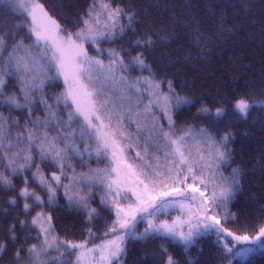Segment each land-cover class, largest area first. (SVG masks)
<instances>
[{
	"label": "snow or ice",
	"instance_id": "snow-or-ice-1",
	"mask_svg": "<svg viewBox=\"0 0 264 264\" xmlns=\"http://www.w3.org/2000/svg\"><path fill=\"white\" fill-rule=\"evenodd\" d=\"M64 8L63 2L48 0H0V106L9 113L0 111V192L6 193L0 200V225H8L0 237V255L11 247L13 264H61L46 257L53 249L62 255L64 248L76 256V264H124L130 240L171 241L187 253L202 238L214 236L218 264H225L229 256L254 251L241 245L264 248V224L254 235L237 234L232 227L243 213L230 206L243 188L244 171L239 166L227 176L221 171L233 159L232 133L217 138L211 127L177 124V110L195 98L182 95L149 62L175 33L163 25L143 31L139 26L147 25L131 0H88L75 17ZM209 15L217 29L233 31L225 27L223 8L217 15L210 7ZM182 23L206 50L212 41L200 20L190 16ZM129 33L127 46L101 47ZM135 70L140 75L133 78ZM13 79L18 91L6 92ZM58 82L63 90L50 93ZM228 103L233 114L246 118L257 102L243 95ZM14 111L21 112L23 122L11 115ZM228 111L219 100L212 107L201 101L198 114L211 124ZM74 160L88 171L77 173ZM88 161L104 167L92 168ZM41 164L56 170L46 173ZM61 191L63 207L85 217L88 239L74 242L56 233L52 212ZM101 221L97 236L93 229ZM147 264L181 260L160 245Z\"/></svg>",
	"mask_w": 264,
	"mask_h": 264
},
{
	"label": "trees",
	"instance_id": "trees-1",
	"mask_svg": "<svg viewBox=\"0 0 264 264\" xmlns=\"http://www.w3.org/2000/svg\"><path fill=\"white\" fill-rule=\"evenodd\" d=\"M60 2L65 4L63 12L75 17L86 7L88 0H48V3L53 5ZM123 3L127 4L129 0H123ZM131 3L147 25L139 26L143 31L152 30V26L163 25L175 33L168 45H162L151 53L149 62L160 70L162 79L172 80L182 95L195 98L193 104L182 107L175 113L177 124L181 127L191 125L194 129L211 127L217 138L226 131L232 133L233 159L230 166H222L221 171L227 176L232 168L239 166L244 169L241 177L243 188L237 193L235 206H230L234 212L238 208L243 209V213L232 227L237 234L254 235L258 227L264 224V105L258 104L264 101V0H131ZM210 7L217 15L221 8L224 9L225 27L231 26L232 32L217 29L214 18L209 15ZM190 16L198 18L205 36L211 37L212 43L207 45L204 51L193 41L189 34L190 28L182 23ZM8 19L11 21L13 17L9 16ZM130 38L131 33L124 40L104 44L119 49L127 46ZM169 58L176 63H171ZM161 88L166 91V84H162ZM62 90V82L48 89L50 93L57 94ZM5 91L17 92L16 80H9ZM243 95H248L251 101L257 102L246 118L238 112L233 114L234 110L228 103L232 97ZM217 100L225 104L229 111L225 114L226 118H217L219 123L210 124L208 117L198 114L200 102L212 107ZM0 111L5 116L9 115L3 106H0ZM11 115L19 117L23 122L20 111H14ZM37 115L42 116V113L37 112ZM2 151L0 148V152ZM73 163L77 165V173L88 171L87 167L78 166L79 160H74ZM88 164L92 168L104 167V164L94 161H88ZM40 166L46 173L56 170L46 164ZM16 184H20L19 177ZM5 195L6 193L0 192V200ZM64 204L65 199L61 191L52 212L56 233L62 239L74 242L88 239L85 217L64 208ZM92 206L98 207V202ZM104 217L106 219L108 213H104ZM12 222L11 219L8 221L9 224ZM7 226L0 225V237L5 236ZM143 227L141 224L138 231L142 232ZM102 229L101 221L93 230L99 236ZM214 241V236H206L185 253L179 245L171 241L130 240L123 258L124 264H147L160 245L176 254L181 264H218L220 252ZM92 242L100 241L93 239ZM253 248V252L240 258L232 259L229 256L228 261L231 264H264V249L259 252L257 245ZM13 252L14 249L10 247L7 254L0 255V264H13ZM55 260H59L61 264H68L69 261L76 264V256H70L69 252ZM228 261L225 264H228Z\"/></svg>",
	"mask_w": 264,
	"mask_h": 264
},
{
	"label": "rangeland",
	"instance_id": "rangeland-1",
	"mask_svg": "<svg viewBox=\"0 0 264 264\" xmlns=\"http://www.w3.org/2000/svg\"><path fill=\"white\" fill-rule=\"evenodd\" d=\"M104 43H107V42H102L101 47L103 49H109V48H111V47H107ZM89 51H90V54H92V55H95L96 54L95 53V50L93 48H91V47L89 48ZM131 75H132L133 78H135L136 76L140 75V72L138 70H135V71H133L131 73ZM144 75H147V72H145ZM141 103L142 104L143 103H147V94H145V96L142 98ZM258 104H261V103H258ZM188 105H190V104H188ZM188 105H183L182 107H185V106H188ZM261 105H264V104H261ZM156 117L158 118V120H159L160 123H165V117L158 110L156 111ZM165 127H167V124L166 123H165ZM242 246L243 247H253L255 245H242ZM263 249L264 248H260L259 247L258 248V251L260 252ZM60 253H62V255L59 254V253H57V251L55 249L50 250V256L46 257V261H51V260L59 259V258L63 257L66 253H68V251L65 250L64 248H61L60 249Z\"/></svg>",
	"mask_w": 264,
	"mask_h": 264
}]
</instances>
